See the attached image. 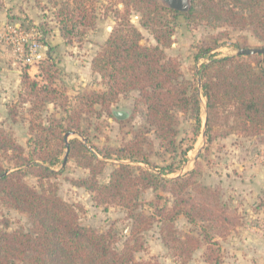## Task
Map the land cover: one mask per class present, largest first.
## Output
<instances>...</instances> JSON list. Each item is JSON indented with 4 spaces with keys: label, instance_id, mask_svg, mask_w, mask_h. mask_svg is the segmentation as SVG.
Instances as JSON below:
<instances>
[{
    "label": "trees",
    "instance_id": "obj_1",
    "mask_svg": "<svg viewBox=\"0 0 264 264\" xmlns=\"http://www.w3.org/2000/svg\"><path fill=\"white\" fill-rule=\"evenodd\" d=\"M122 9L115 14V25L99 46L91 60V69L103 84L101 91L85 92L78 96L77 104L65 106L67 96L55 85L56 63L45 55L35 66L33 75L25 66L20 75V89L25 102L31 99L34 113L45 103L63 108L64 115H51L45 122L39 116L29 120L28 152L0 129V152H12V167H4L0 161V204L11 207L28 217L27 230L8 231V223L0 228V264H156L150 260H137L135 254L145 250L143 233L149 230L159 217L160 237L169 243L178 264H186L194 250L204 245L205 264H223L219 242L215 236L225 237L237 225L228 206L221 202L219 187L199 181L200 164L183 175L172 178L163 175L176 171L187 159L195 138L203 125L200 113L204 100L206 146L215 138L230 134L257 138L264 146V68L257 55L210 54L217 46L216 36L211 46L200 50L196 57L207 56L196 71L200 89L196 83L185 79L178 61L167 57L163 48L172 43L173 29L167 14L190 15L169 9L161 0H120ZM205 13L201 18L222 20L232 28L249 27L264 42V0H204ZM131 10L140 14V25L146 28L156 45L140 43L142 35L130 22ZM59 32L63 39L79 41L86 31L95 25L96 14L90 0H68L58 10ZM239 49L246 45L235 43ZM137 91L145 106V118L159 141V146L172 152L180 148L178 113L191 123L193 138L181 151L177 163L159 170L150 167L131 166L120 162L108 176L106 183L99 184L98 175L103 169V158L115 156L120 160L149 164L142 155L143 135L133 132L132 139L124 145L102 153L86 144L81 121L84 115H106L122 121L127 112L112 108L121 95ZM62 99L58 103V100ZM58 103V104H57ZM98 106V108H97ZM15 121V113H13ZM73 135L72 138H68ZM73 158L88 170L85 177L70 182L88 190L96 206L114 204L126 211L132 219L129 236L120 249L112 246L110 230L100 232L79 222L78 208L58 195V185L51 179L60 174L53 167ZM201 153L197 156L199 158ZM27 175L36 178L39 188L24 181ZM151 188L165 191L172 196L170 206H159L149 201L154 212L139 210L138 196ZM182 215L189 223L198 225L199 238L185 234L175 236L173 222ZM201 223V224H200Z\"/></svg>",
    "mask_w": 264,
    "mask_h": 264
},
{
    "label": "rangeland",
    "instance_id": "obj_2",
    "mask_svg": "<svg viewBox=\"0 0 264 264\" xmlns=\"http://www.w3.org/2000/svg\"><path fill=\"white\" fill-rule=\"evenodd\" d=\"M68 0H0V35L5 32L8 23L15 24L25 32H38L39 40L45 45V55H50L56 63L58 70L55 85L67 96L65 106L77 104V98L81 94L90 91H101L104 84L100 76L91 69V60L104 42L113 26L115 14L122 9L120 0H90L95 10V25L86 31L85 35L77 41L63 39L59 32L58 10ZM165 4V0H161ZM190 15L179 14L173 16L167 14L168 21L173 29L172 43L163 48L167 57L178 61L183 77L198 86L197 69L203 62H207V56L196 57L200 50L211 46L216 36L218 46L210 53L217 57L236 55L235 43L246 45L248 48L262 47L264 42L253 35L249 27L243 29L232 28L222 20L201 18L205 13L204 0H189ZM130 22L140 31L143 45H156L152 34L140 25V14L131 10ZM40 35V36H39ZM257 55L261 66L264 68V54ZM45 57V56H44ZM25 66H29V72L33 75L35 64H25L20 57L13 52V48L0 41V129L14 141L23 146L28 152L27 139L29 138V120L39 116L45 120L51 115L60 117L64 115L62 107L51 103L32 113L31 99L25 102V96L20 89V75ZM17 70L19 78L17 79ZM138 92L133 90L121 95L112 108L118 112H127V117L122 121L115 117L102 115H84L81 127L88 137L86 144L90 149L107 152L109 147L117 148L132 139L133 132L139 130L144 138L142 143V155L149 162H131L120 160L118 157L103 158L102 172L98 175L99 184L106 183L112 168L120 163L131 166L150 167L151 171L159 172L168 164L177 163L180 160L181 151L191 143L193 138L191 123L186 116L178 113L177 142L180 148L169 152L159 146V141L153 133L152 127L145 118V106L136 102ZM62 99L58 100V103ZM57 103V104H58ZM201 119L204 100L201 99ZM98 108V106H97ZM15 113V121H13ZM203 130V125L201 131ZM69 135L68 138H72ZM93 148H92V147ZM202 151V155L195 157ZM12 152H0V161L6 167H12L10 159ZM197 155V156H198ZM187 159L176 171L163 175L172 178L190 171L197 161L200 164L199 181L203 184L217 186L221 192V202L225 203L230 213L237 217V225L225 237L215 236L219 242L223 264H264V146L257 138L242 137L230 134L224 138H215L206 146L205 136L201 133L195 138L193 148L187 152ZM56 164L53 169L58 171L51 180L58 185V195L66 202L78 208L79 222L82 225L92 227L100 232L110 230L111 243L116 249H120L124 240L129 236L132 219L127 217L126 211L114 204L96 206L91 193L73 185L70 180L85 177L88 170L80 167L73 158H68L66 163ZM24 181L39 188L36 178L27 175ZM157 197L151 188L140 192L138 200L139 210L146 213L154 212V203L170 206L172 196L158 190ZM151 228L143 233L145 250L135 254L137 260H150L156 264H178L174 259L173 251L161 241L159 217L155 216ZM1 222L8 223L7 230H27L30 227L28 217L11 207L0 204V228ZM201 224V223H200ZM175 236L191 234L199 238V227L189 223L182 215L173 222ZM204 245L193 251L186 264H205L203 258ZM10 264H21L12 262Z\"/></svg>",
    "mask_w": 264,
    "mask_h": 264
},
{
    "label": "built area",
    "instance_id": "obj_3",
    "mask_svg": "<svg viewBox=\"0 0 264 264\" xmlns=\"http://www.w3.org/2000/svg\"><path fill=\"white\" fill-rule=\"evenodd\" d=\"M38 32H25L15 24L8 23L0 41L13 48L25 64H37L45 56V45L39 40ZM40 36V35H39Z\"/></svg>",
    "mask_w": 264,
    "mask_h": 264
},
{
    "label": "water",
    "instance_id": "obj_4",
    "mask_svg": "<svg viewBox=\"0 0 264 264\" xmlns=\"http://www.w3.org/2000/svg\"><path fill=\"white\" fill-rule=\"evenodd\" d=\"M165 4L169 9L179 11V12H185L189 8V0H165ZM253 54H264V45L262 47H255V48H245V49H239L236 52V55H253ZM198 88L200 89V83L198 82ZM203 114H205V111L203 109ZM205 121V117H204ZM205 129V123L203 122V130L201 132V136L204 137ZM199 153V150L196 152L195 157H197ZM66 163V153L63 155L62 159V165Z\"/></svg>",
    "mask_w": 264,
    "mask_h": 264
},
{
    "label": "crops",
    "instance_id": "obj_5",
    "mask_svg": "<svg viewBox=\"0 0 264 264\" xmlns=\"http://www.w3.org/2000/svg\"><path fill=\"white\" fill-rule=\"evenodd\" d=\"M15 73H16V76H17V79L19 78V76H18V73H17V70L16 69H14L13 70ZM36 71V70H35ZM30 73V72H29ZM35 73V72H34ZM31 74V73H30ZM32 75V74H31Z\"/></svg>",
    "mask_w": 264,
    "mask_h": 264
}]
</instances>
